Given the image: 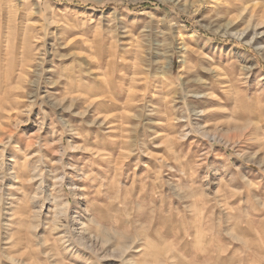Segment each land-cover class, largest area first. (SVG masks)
I'll return each instance as SVG.
<instances>
[{"label":"rangeland","instance_id":"rangeland-1","mask_svg":"<svg viewBox=\"0 0 264 264\" xmlns=\"http://www.w3.org/2000/svg\"><path fill=\"white\" fill-rule=\"evenodd\" d=\"M246 29L264 0H0V264H264Z\"/></svg>","mask_w":264,"mask_h":264},{"label":"bare ground","instance_id":"bare-ground-1","mask_svg":"<svg viewBox=\"0 0 264 264\" xmlns=\"http://www.w3.org/2000/svg\"><path fill=\"white\" fill-rule=\"evenodd\" d=\"M256 4V3H255ZM248 8V7H247ZM246 9V8H245ZM252 9V8H251ZM255 12V11H254ZM263 36V34H262ZM261 32L255 29L252 33L248 34V29L242 31L239 34V39L245 41V43L249 44L250 46L255 47L257 50L264 52V46H260L262 42ZM190 94V93H189ZM5 101V100H4ZM101 102V101H100ZM103 102V101H102ZM105 103V102H103ZM137 116V115H136ZM138 118V117H137ZM82 228V227H81ZM81 236V235H80Z\"/></svg>","mask_w":264,"mask_h":264},{"label":"trees","instance_id":"trees-1","mask_svg":"<svg viewBox=\"0 0 264 264\" xmlns=\"http://www.w3.org/2000/svg\"><path fill=\"white\" fill-rule=\"evenodd\" d=\"M76 5H79V6H84V7H93L94 5H91V4H88V5H84V4H81V3H77ZM220 40H223V41H228V40H225V39H220ZM236 43V42H235Z\"/></svg>","mask_w":264,"mask_h":264}]
</instances>
